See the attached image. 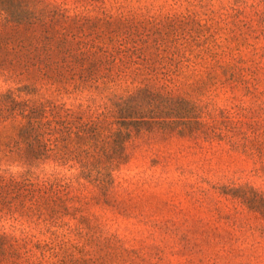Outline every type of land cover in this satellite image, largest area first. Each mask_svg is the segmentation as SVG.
Returning <instances> with one entry per match:
<instances>
[{
  "label": "trees",
  "instance_id": "16d2710c",
  "mask_svg": "<svg viewBox=\"0 0 264 264\" xmlns=\"http://www.w3.org/2000/svg\"><path fill=\"white\" fill-rule=\"evenodd\" d=\"M61 1L0 0V77L18 86L0 93V161L17 159L26 169L0 170V220L41 224L53 236L34 241L24 232H0V264H63L65 242L52 229L78 198L76 185L85 179L108 191L115 170L129 161L128 143L144 132L226 141L264 157V141L249 146L228 113L217 120L211 103L199 99L211 89L258 90L260 62L248 65L240 55L244 46L257 55L252 27L240 21L231 30L236 46H208L196 55L212 63L182 92L176 79L194 63L189 18L92 17L72 14ZM235 12L237 20L241 11ZM72 97L86 104L69 106L64 100ZM48 165L76 173L37 174ZM238 197L264 217L263 194L244 189Z\"/></svg>",
  "mask_w": 264,
  "mask_h": 264
},
{
  "label": "rangeland",
  "instance_id": "374dc122",
  "mask_svg": "<svg viewBox=\"0 0 264 264\" xmlns=\"http://www.w3.org/2000/svg\"><path fill=\"white\" fill-rule=\"evenodd\" d=\"M66 7L72 14L92 17L123 12L158 21L189 18L194 63L176 79L175 87L182 92L206 76L211 61L195 60L196 55L208 46H236L231 30L240 21L252 27L249 42L257 55L247 46L240 55L248 65L260 62L258 90L247 95L211 89L199 99L211 103L217 120L221 111L228 113L249 146L264 141V0H106L95 7L67 0ZM235 10L241 11L237 20ZM210 33L213 37L205 43ZM17 87L0 77V93ZM64 101L69 106L86 104L74 97ZM127 151L129 161L115 170L108 191L85 179L76 185L78 198L52 229L65 242L63 264H264V217L238 197L244 189L264 195V157L226 141L160 132L135 136ZM18 161L2 159L1 172L23 173L26 169ZM74 172L48 165L37 174L70 177ZM0 232H24L34 241L53 237L41 224L11 220H0Z\"/></svg>",
  "mask_w": 264,
  "mask_h": 264
}]
</instances>
